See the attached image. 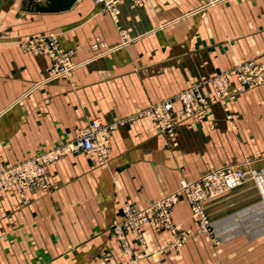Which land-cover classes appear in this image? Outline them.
<instances>
[{
    "label": "crops",
    "instance_id": "obj_1",
    "mask_svg": "<svg viewBox=\"0 0 264 264\" xmlns=\"http://www.w3.org/2000/svg\"><path fill=\"white\" fill-rule=\"evenodd\" d=\"M34 1L47 2L0 0V169L73 140L95 118H127L193 84L210 94L211 76L249 59L264 62V0H145L143 6L124 0L118 19L96 0L58 12L37 11ZM49 32L77 48L79 65L69 76L49 78L52 58L21 47ZM94 41L128 45L100 54ZM179 111L176 102L175 125L166 132L150 116L117 126L104 161L79 151L50 163L55 188L27 192L29 204L14 189L0 191V264H21V257L33 264L38 253L50 264H221L211 246H202L203 257L196 255L200 246L178 255L167 247L171 234L151 226L144 227L145 249L132 244L135 254L147 255L133 258L109 226L125 204L144 207L174 191L181 178L227 164L251 178L207 200L205 209L219 220L235 212L236 264H264V83L215 103L200 122ZM173 218L195 229L185 198ZM19 234L29 236L27 246L13 241ZM153 251L159 260L148 255Z\"/></svg>",
    "mask_w": 264,
    "mask_h": 264
},
{
    "label": "built area",
    "instance_id": "obj_2",
    "mask_svg": "<svg viewBox=\"0 0 264 264\" xmlns=\"http://www.w3.org/2000/svg\"><path fill=\"white\" fill-rule=\"evenodd\" d=\"M101 1V0H96ZM115 13V12H114ZM116 12L115 14H117ZM26 47L34 53H46L52 60L51 75L62 74L74 68L73 61L75 50L62 48L57 33L49 32L29 38L25 41ZM98 48V44H94ZM233 79L236 84L232 85ZM215 96L220 99H234L247 88L264 82L263 70L253 62H246L229 70L222 71L211 79ZM182 103L184 112L196 111L200 106L207 108L208 103L198 90L193 88L163 100L147 111H153L158 120L156 122L163 129H169L174 124L175 101ZM198 104V109L196 105ZM125 118L117 122L104 123L101 119H93L87 126L79 130L72 141L61 144L52 150L44 151L39 156L29 159L27 162L4 165L0 169V189L15 188L23 192L28 187L37 185L45 186L48 183L45 164L54 158L69 152L84 151L102 158L108 154L111 132L119 124L128 121ZM247 177V172L241 167L232 165L211 169L196 179H183L179 187L165 194L155 202L142 208L126 205L123 208L122 219L134 220L133 227L140 231L143 226L171 227V215L181 198L188 200L192 212L205 224V212L203 203L211 198L230 191L242 184ZM24 202H27L26 200ZM156 254L153 258H156Z\"/></svg>",
    "mask_w": 264,
    "mask_h": 264
},
{
    "label": "rangeland",
    "instance_id": "obj_3",
    "mask_svg": "<svg viewBox=\"0 0 264 264\" xmlns=\"http://www.w3.org/2000/svg\"><path fill=\"white\" fill-rule=\"evenodd\" d=\"M124 0H101V1H96L97 3H102L104 4V7L110 11V14L115 18V19H118V16H119V13H120V4L121 2H123ZM132 3H134L135 5L137 6H143L144 3H145V0H130ZM116 12H118L117 14H115ZM46 34V33H44ZM59 36V35H58ZM29 39V38H28ZM27 39V40H28ZM60 39V38H59ZM26 41V40H25ZM25 41L21 44V47L24 51H27V52H31L33 54H45L47 56H49L48 54L46 53H41V52H38V53H34L33 50L31 51V49H28L26 47V44H25ZM61 43V41H60ZM94 44H98V48H94ZM62 48H73L75 50V53H76V50L77 48L76 47H65L62 43L60 44ZM128 45V42L126 43H119V44H116L114 46H109L107 45L106 43L104 42H101V41H94L92 43V48L93 50L96 52V53H100V54H107L108 52L112 51V50H116V49H119L123 46H126ZM73 59V58H72ZM74 61V60H73ZM246 62H253L254 64H257L264 72V62L262 61H259L257 59H249V60H246V61H242V62H239L238 64H236L235 66L237 65H240V64H243V63H246ZM74 63L76 64V66L72 69H70L69 71H65L64 73L62 74H58V75H51L49 76V78H59V77H63V76H69L70 73H72L74 71V69L79 65L78 62H75ZM235 66L231 67V68H234ZM229 68V69H231ZM229 69H226V70H229ZM225 71V70H224ZM51 72V70H50ZM221 73V72H219ZM217 73V74H219ZM217 74L211 76L209 79H208V84L210 85L211 87V93L210 94H205L202 92L201 90V84H193L192 86L184 89V90H181L180 92H178L177 94L173 95L172 97L184 92L185 90L187 89H190V88H193L195 90H198L200 92V94L205 97V99L207 100L206 103H208V106L207 108L204 107V106H200L201 108L198 109V104L196 105L197 109L196 111H192V112H184L182 110L183 106H182V103L180 101H175V103H179L180 104V114L183 116V117H186V118H192L193 120H195L196 122H200L202 121L209 113L211 107L215 104V103H218V102H221V103H226V102H232V101H235L239 95L241 93H239L234 99H220L218 97L215 96V92H214V89H213V86H212V82H211V79L216 76ZM233 81H236L235 79H233ZM264 82H262L261 84H257L255 86H259V85H262ZM231 84L233 85V82H231ZM235 85V84H234ZM253 86V87H255ZM252 88V87H250ZM249 89V88H247ZM246 89V90H247ZM170 97V98H172ZM169 99V98H167ZM166 100V99H164ZM163 101V100H161ZM161 101H157V102H154V103H151L149 106L145 107L144 109L140 110L139 112L133 114V115H130L128 116L127 118L128 121H126L125 123L123 124H126L128 122H130L131 120L137 118V117H141V116H150L153 118V123L155 126H157V128H159V130L161 132H166L168 130H170L174 125H175V116H176V112L174 113V124L171 128L169 129H166V130H163L159 125L158 123L156 122L157 117H156V114L153 113L152 110H150L149 112L147 111L149 108H151L152 106H154L155 104L161 102ZM235 115L234 114H231L229 113L227 115V118L232 121L235 119ZM125 119V118H123ZM121 119V120H123ZM121 120H117V121H121ZM117 121H113V122H117ZM121 125V124H119ZM118 125V126H119ZM72 141V140H71ZM68 142V141H67ZM67 142H64V143H61V144H65ZM61 144H58L56 146H53L51 148H47L45 150H42L40 152H37L36 154L34 155H31L30 157L24 159V160H21V161H18L16 163H21V162H27L29 159L35 157V156H39L41 153H43L44 151H49V150H52L54 149L55 147L61 145ZM109 150L111 148V136H110V139H109ZM84 152V151H83ZM109 152V151H108ZM71 153V152H69ZM69 153H66V154H69ZM66 154H63L57 158H54L52 159L51 161H49L48 163L45 164V168H46V175L48 177V183L45 185V186H42L41 185H37V186H33V187H28L26 188L25 190H23V192H19L17 189L15 188H8V189H14L16 190L19 195L21 196L22 198V201L23 203L26 205V204H29L30 200L28 199L27 197V192H42L44 190H48V189H51V188H55L54 184L52 183L50 177H49V174H48V171H47V166L56 161V160H59L61 159L62 157H64ZM90 154V153H89ZM93 155V154H91ZM97 160H99L100 162L101 161H104L105 159H107L108 157V154L102 158H98L97 156L93 155ZM16 163H13V164H16ZM9 165V164H8ZM227 165H232L234 167H236L237 165L235 164H227ZM227 165H222V166H227ZM4 166V165H3ZM222 166H219V167H222ZM218 168V167H216ZM214 169V168H213ZM211 170V169H210ZM247 172V171H246ZM248 178H251V175L248 174L247 172V177L246 179ZM183 179H189V178H181V180ZM190 180V179H189ZM179 181V183H180ZM242 184H240L239 186H241ZM239 186H237L236 188H238ZM179 187V185H178ZM177 187V188H178ZM176 188V189H177ZM236 188L230 190V191H227L225 193H222L220 195H223V194H227V193H230L232 191H234ZM175 189V190H176ZM7 189H0V191H5ZM219 196V195H218ZM182 199V198H181ZM180 199V200H181ZM186 199V198H185ZM27 201V202H24V201ZM179 200V201H180ZM209 200V199H208ZM188 201V200H187ZM207 201V200H206ZM205 201V202H206ZM155 202V201H153ZM151 202V203H153ZM205 202L203 203V210L205 212V219H206V222L205 224L203 223L202 220L199 219L198 216H196L193 212H192V209H191V206H190V209H191V216H192V219L195 223V229H182L180 227L177 226L176 222L174 221V218H173V213L171 215V227H154V226H151V225H145V226H151L153 229L157 230V231H167L171 234V238L168 242V245L167 247H170L172 248L178 255H181L183 253V250L185 248V246H200L201 250H198L196 251V255H204V251H203V248L202 246H211L212 248V251L210 252V254L212 255V258H215L216 261H222L221 264H236V259H235V239H236V220H235V212L233 211L232 213L228 214L225 218H222V219H212L209 215V213L206 211L205 209ZM150 203V204H151ZM179 203V202H178ZM177 203V204H178ZM189 203V202H188ZM126 205H131V207H135V208H142V207H136L132 204H125L124 207ZM190 205V204H189ZM147 206V205H146ZM123 207V208H124ZM145 207V206H144ZM176 208V206H175ZM175 210V209H174ZM174 212V211H173ZM122 216H123V211H122V214L120 216V218L114 220L110 226H109V231L112 235L113 238H115L117 240V242L119 243V246L120 248L122 249L123 252H125L126 254H128L129 256L133 257V258H141V257H144L146 256V252L143 250L141 252H139L138 254H135L134 252V249L132 247V244H133V241L138 244L141 248L145 249L146 246H147V240H146V237H145V232H144V227H142V229L140 231L136 230L132 223H134V220L133 219H130L128 220L127 222L124 221L122 219ZM29 236L27 234H19L18 236H15L13 241L16 242L17 244H19V246H27V242L29 241ZM11 244L12 241L10 242ZM198 248V247H197ZM257 248V247H256ZM251 249V246H244V252H247ZM22 255L24 256H27V251H21L20 252ZM67 253L71 254L72 252H64V255H66ZM156 254V258H153V255ZM59 254H57L58 256ZM136 255V256H134ZM153 260H159L160 259V253L159 251H153L151 253L148 254ZM224 255V256H223ZM56 256V257H57ZM223 256V257H221ZM203 257V256H202ZM49 261V260H48ZM48 261H45L43 259V257L41 256V254H37L36 255V258H35V261L33 262V264H50V263H47ZM215 261V262H216ZM21 264H23V260H22V257H21V260H20ZM57 261H55L54 259H52V264H56Z\"/></svg>",
    "mask_w": 264,
    "mask_h": 264
},
{
    "label": "water",
    "instance_id": "obj_4",
    "mask_svg": "<svg viewBox=\"0 0 264 264\" xmlns=\"http://www.w3.org/2000/svg\"><path fill=\"white\" fill-rule=\"evenodd\" d=\"M47 2L42 4L38 1H34L35 8L40 12H58L69 9L77 0H46Z\"/></svg>",
    "mask_w": 264,
    "mask_h": 264
}]
</instances>
